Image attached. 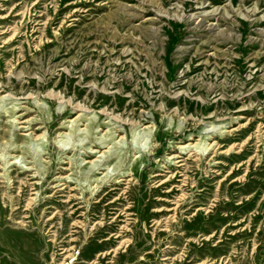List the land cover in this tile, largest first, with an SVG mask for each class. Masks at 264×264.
<instances>
[{
	"label": "rangeland",
	"instance_id": "374dc122",
	"mask_svg": "<svg viewBox=\"0 0 264 264\" xmlns=\"http://www.w3.org/2000/svg\"><path fill=\"white\" fill-rule=\"evenodd\" d=\"M0 259L264 264V0H0Z\"/></svg>",
	"mask_w": 264,
	"mask_h": 264
},
{
	"label": "bare ground",
	"instance_id": "6f19581e",
	"mask_svg": "<svg viewBox=\"0 0 264 264\" xmlns=\"http://www.w3.org/2000/svg\"><path fill=\"white\" fill-rule=\"evenodd\" d=\"M214 15V14H213ZM171 191H174V189H172ZM114 202V201H113ZM129 208V207H128ZM162 210V209H161ZM159 212H160V210H159ZM156 215V214H155ZM116 220V219H115ZM65 264V263H64Z\"/></svg>",
	"mask_w": 264,
	"mask_h": 264
},
{
	"label": "built area",
	"instance_id": "2783aa9c",
	"mask_svg": "<svg viewBox=\"0 0 264 264\" xmlns=\"http://www.w3.org/2000/svg\"><path fill=\"white\" fill-rule=\"evenodd\" d=\"M0 264H1V259H0Z\"/></svg>",
	"mask_w": 264,
	"mask_h": 264
},
{
	"label": "crops",
	"instance_id": "0c3cea01",
	"mask_svg": "<svg viewBox=\"0 0 264 264\" xmlns=\"http://www.w3.org/2000/svg\"><path fill=\"white\" fill-rule=\"evenodd\" d=\"M1 264H3L2 261H1Z\"/></svg>",
	"mask_w": 264,
	"mask_h": 264
}]
</instances>
